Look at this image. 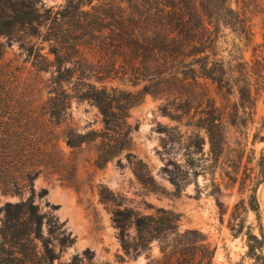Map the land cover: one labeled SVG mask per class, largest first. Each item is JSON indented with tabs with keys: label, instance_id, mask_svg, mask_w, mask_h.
<instances>
[{
	"label": "trees",
	"instance_id": "trees-1",
	"mask_svg": "<svg viewBox=\"0 0 264 264\" xmlns=\"http://www.w3.org/2000/svg\"><path fill=\"white\" fill-rule=\"evenodd\" d=\"M257 1L63 0L54 9L35 0H0V38L22 35L27 42L21 49L31 69L50 74L43 86L46 99L37 103L35 84L23 78V70L0 65V189L18 197L0 208V264H53L58 259L55 247L63 250L73 244L63 225L34 204L35 198L46 195L44 189L34 188L39 175L77 187V165L65 157L60 142L72 152L91 146L92 165L103 169L131 146L127 119L134 105L145 95L163 98L167 102L163 115L180 122L175 111L188 112L200 102L195 93L199 80L214 85L224 102L234 92L236 107L242 112L249 109L252 116L254 99L242 58L233 77L230 63L216 58V44L220 29H229L236 38L235 53H241L240 45L253 37L248 8ZM113 82L139 89L108 86ZM72 101L95 107L102 129L78 133L71 128ZM206 102L209 111L188 126L204 132L214 153L224 143L223 113L214 100ZM132 168L148 193L164 194L143 163H132ZM256 168L257 180L264 181V148ZM164 171L172 195L179 196L180 175ZM255 186L234 210L255 214L258 235L250 228L244 233L246 257L251 264H264V226ZM105 193L100 190L101 200L114 203L113 195ZM113 206L112 221L127 256L147 254L156 242L161 254L156 264H212L215 250L205 235L196 230L180 232L175 213L153 209V214L144 215Z\"/></svg>",
	"mask_w": 264,
	"mask_h": 264
},
{
	"label": "rangeland",
	"instance_id": "rangeland-1",
	"mask_svg": "<svg viewBox=\"0 0 264 264\" xmlns=\"http://www.w3.org/2000/svg\"><path fill=\"white\" fill-rule=\"evenodd\" d=\"M39 6L56 9L63 0H35ZM234 6V4H233ZM248 20L253 37L249 44L240 45L241 53H235L236 38L229 29L221 28L216 44L217 59L230 63L233 77H237L242 58L244 71L250 77L254 109L242 112L236 107L234 92L222 101L216 88L209 81L199 80L195 93L200 102L191 109L169 113L180 117V122L164 116L163 98L145 95L129 110L127 123L131 127L130 148L109 161L103 169L95 168L93 149L82 146L72 152L64 142L59 146L66 158L77 165V187L59 183L54 177L39 175L34 188L46 195L34 199L41 212L51 213L58 224L63 225L73 244L63 250L55 247L58 259L53 264H156L161 260L159 246L150 245L146 254L127 256L121 247L119 233L112 221L113 204L144 215L153 209H164L179 216V230H196L205 235L215 250L212 264H251L246 257L245 236L249 228L258 235V220L251 211L234 210L241 200L247 201L250 190L258 183L256 197L260 208V223L264 226V181L257 180L256 162L264 148V0L251 3ZM27 42L22 35L0 38V65L21 68L23 78L35 84L37 103L46 99L44 84L49 73L35 74L21 44ZM246 45V46H245ZM45 54L46 51H42ZM260 75V76H257ZM108 86L137 91L113 82ZM202 98V103H201ZM207 99L215 101L222 115L224 143L218 152H211L206 135L188 126L208 110ZM202 104V106H201ZM69 126L78 133L100 131L101 116L97 109L86 102L71 103ZM190 116L193 117L190 118ZM128 155L132 156L128 158ZM140 161L164 194L148 193L137 181L132 163ZM164 169L178 173L182 191L172 195L173 187ZM112 194L114 203L100 198V190ZM18 197L0 189V208L7 202H17ZM151 207V208H150ZM242 207V206H240ZM0 213V218H1ZM243 227V228H242ZM242 231V233H240ZM132 238L134 229H128ZM201 242H197L199 245ZM201 254L197 256L200 259Z\"/></svg>",
	"mask_w": 264,
	"mask_h": 264
}]
</instances>
